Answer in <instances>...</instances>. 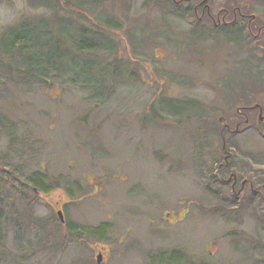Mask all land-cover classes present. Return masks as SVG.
Wrapping results in <instances>:
<instances>
[{
	"label": "rangeland",
	"instance_id": "1",
	"mask_svg": "<svg viewBox=\"0 0 264 264\" xmlns=\"http://www.w3.org/2000/svg\"><path fill=\"white\" fill-rule=\"evenodd\" d=\"M115 1H107L106 9L123 29L110 32L117 51L101 56L125 76L113 81L94 69L97 81L89 84L106 79L114 87L103 98L71 83L49 87L36 78L27 89L17 87L16 75L7 73L16 64L2 49L16 34L34 46L40 31L33 24L40 18L52 23L61 12L38 0H0V115L7 129L18 127L20 137L10 147L8 138L1 139L0 156L9 165L4 172L18 177L13 180L23 196L0 215V264H98L99 255L100 264H151V256L172 252L183 259L165 264H263L264 195L234 194L225 181L219 190L207 173L196 175L202 159L195 157L194 139L203 142L198 146L212 163L211 175L226 160L255 185L264 182V124L260 130L251 121L226 135L225 151L216 134L218 118L225 112L235 116L249 87L255 105L264 107V79L262 84L247 80L244 56L231 47L202 52L197 63L202 49L194 53L191 42L181 41L180 31L189 27L167 16L156 4L160 0H127L128 19ZM247 7L264 20V0H247ZM78 14L85 27L93 19L85 6ZM167 28L176 34L174 48L165 37ZM129 31L141 35L139 44ZM164 105L178 114L167 113ZM205 112L207 117L198 119ZM257 115L250 113L253 120ZM205 120L206 128H215L202 129ZM35 171L45 173L51 191L31 190L27 179ZM68 224H106L107 230L98 239L71 234Z\"/></svg>",
	"mask_w": 264,
	"mask_h": 264
},
{
	"label": "trees",
	"instance_id": "2",
	"mask_svg": "<svg viewBox=\"0 0 264 264\" xmlns=\"http://www.w3.org/2000/svg\"><path fill=\"white\" fill-rule=\"evenodd\" d=\"M38 1H40L39 5L42 7H51L52 5L58 7L57 10L61 13L57 14V16L52 19L54 20V22L52 23L43 18H40V20L37 21L38 24H33L32 28L35 29L38 26V31H40V36L37 37L39 41H35L34 46L29 43L30 38L28 39L27 37L16 34L13 35L10 39L9 45L2 49V52H4V54H9L7 58H11V62L16 64V66L13 68L7 67V73L12 76L16 75V79L18 81L16 82L17 87H20L19 85H22V90L27 89L30 80L32 78H36L49 87L57 86L62 82L77 85L83 90L92 92L93 95L103 96V98H106L107 95H110L111 93L113 94L114 87H111L112 82L106 83L104 81L106 79H102L101 84L98 85L101 87V90L96 89V87L98 86L89 84L90 80L92 79L95 82L97 81L96 75L92 72L94 69H98L99 73L102 76H104L103 73L108 74L110 80L113 81L115 78L120 77L121 73L123 75L122 68L120 69L121 72L118 71L114 73V70L116 68L113 67V64H111L110 62H105L103 57L101 56L102 54L112 55L117 51V46L112 39L110 32L121 31V29H123L121 21L120 23L114 24L115 18L112 14L113 12H107L106 4L109 0ZM67 2L70 3L71 6H68ZM129 4L130 3H128L127 0H116L113 5L115 7L120 6L121 8H125V17L130 18L129 8L132 6ZM156 4L160 7L164 6V8L168 10V13L176 12L174 8L169 7V4L165 0H160ZM72 5L79 7V10L82 9L83 6L87 7L88 12L90 13L89 16H93V19L86 20L88 22L86 27L81 24L83 20L76 18L82 16V14H78L79 10H74V7H72ZM68 23L70 25H68ZM101 28L103 29V31L101 30ZM129 37L135 44H139L141 42V35L135 34L133 31H129ZM250 46L251 47L248 51L247 59L243 58L244 60L242 61V66L245 70V73L243 75H246L247 80L253 81V83L256 82L258 84H262V80L264 79V63H262V61H264V58L261 55L262 53H259V51L253 49V44H251ZM194 53L192 52V54ZM195 61H198V59L196 58ZM199 61L197 63H199ZM110 68H112L113 70L111 71ZM122 79L124 80V78H120V81ZM94 81L91 83L93 84ZM253 83L250 82V84L254 85ZM16 85L14 84V86ZM254 86L256 87V85ZM111 89L112 92H110ZM250 90L252 89H250L249 87V89L247 90L248 93H246L244 99H242L244 101V107L240 108L246 107L247 109L248 107L257 104L258 101L252 99ZM184 101L187 102L190 100H181L178 102ZM159 102L162 103L161 101ZM190 102L198 103V105L200 106V103L198 101L192 100ZM169 103L175 102L169 101ZM227 103L228 109H230L229 111H233L234 104H230V100H228ZM164 109L167 113L174 114L175 116L176 114H178L175 113L174 109L170 107V105H164ZM248 113L250 114L251 112L248 111ZM222 114L225 115L227 114V112ZM4 119V116L0 115V140L8 138L10 147L19 142L20 137L16 134L18 127L16 126L15 129H13V125L10 126V129H7ZM216 134L220 136L219 132H216ZM194 140V143L196 144L195 157L200 156L202 159H205V154L202 151L203 146H198L199 143L203 142H201L200 139L197 140L196 138ZM229 143L230 142L227 141V146L229 145ZM203 165H205V160H202V166ZM5 167L9 169L7 161L4 160V156H0V215L5 212V209L9 208L8 205L10 203H14L16 199H20L23 197L20 189L16 184V181L13 180L15 177H18L13 176L11 173H5ZM11 171L14 172V170ZM210 173L212 174V172L210 171L207 174L211 175ZM213 175L214 177L217 176L215 173H213ZM27 182L31 190L33 191L48 192L50 189L52 190L53 186V183L45 186V183L47 182V176L45 175V173L40 171L33 172L28 177ZM220 182V179L209 180V183L216 186L215 188L219 190H221V188H219L221 186ZM222 196L223 195L219 191L217 193V197L220 198V201L221 199H223ZM223 205L226 206L225 203ZM218 206H220V204ZM217 210L228 217L226 211L219 209ZM2 222L3 220L0 219V227ZM67 229L71 234L77 233L79 235H87L96 237L98 239H103V233L105 230H107V226L106 224H100L95 228H76L68 224ZM42 230L44 231V229ZM176 253L177 252H172V254H170L169 256L166 253H159L157 254V256L153 255L149 258L150 263L165 264L177 262L176 258L183 259L179 255L176 256Z\"/></svg>",
	"mask_w": 264,
	"mask_h": 264
},
{
	"label": "flooded vegetation",
	"instance_id": "3",
	"mask_svg": "<svg viewBox=\"0 0 264 264\" xmlns=\"http://www.w3.org/2000/svg\"><path fill=\"white\" fill-rule=\"evenodd\" d=\"M165 1L169 4V7H173L176 11L172 13L167 12L166 15L174 18L177 16L176 18L178 21L186 22L187 27H189V30H181L179 33L180 36H178L181 38V41L187 45L191 42L193 50L197 49L199 51V49H202L200 51L202 54V52H209V50L216 49L220 46L225 48L231 47L235 49V51H241L244 59H247L248 51L251 47L250 45L253 44V49L264 55V20H260V18L257 19L254 14H249L247 0H223V2H219V0ZM188 21L191 24H187ZM165 32V37L171 42V48H174L175 46L172 43L176 36L174 30L167 28ZM193 52H195V50ZM201 54L196 57L198 60L200 59V61L203 57ZM245 111H258L256 120H253L250 114ZM233 116L228 117L226 114H223L218 118L223 151H225L223 137L225 138L227 147L226 135L238 133L242 126L250 124L251 121H253L260 130L263 129L261 123L264 124V107L260 105L255 110L246 109V107L237 108L236 115ZM206 117L207 114L205 112V115L203 117L199 116L198 119L201 120V118ZM203 122L204 125L202 129L205 131H207V129L212 130L216 126L213 125L214 128H211L209 125L206 128L208 120ZM201 159L202 158H199L198 160L201 161ZM202 160L204 161L206 159ZM208 163L211 162H205V165L197 170L196 175L201 172L208 173L210 171L207 168ZM252 171L257 172V170ZM214 173L217 176L208 175V179H220V181H225L226 184L229 183L231 191L234 194L241 195L250 193L257 195L261 193V196L264 195V182L260 181L261 183L259 182V184L255 185L254 180L250 176H243L241 173H237L236 168L230 166L229 162H226V160L218 165Z\"/></svg>",
	"mask_w": 264,
	"mask_h": 264
},
{
	"label": "water",
	"instance_id": "4",
	"mask_svg": "<svg viewBox=\"0 0 264 264\" xmlns=\"http://www.w3.org/2000/svg\"><path fill=\"white\" fill-rule=\"evenodd\" d=\"M256 107H258V105L252 106V107H250V109H255ZM223 140H224V139H223ZM224 149H225V146H224ZM58 215H59L60 219H61L62 221H64V220L62 219V212H58ZM100 262H101V255L98 256V260H97V263H98V264H100Z\"/></svg>",
	"mask_w": 264,
	"mask_h": 264
}]
</instances>
